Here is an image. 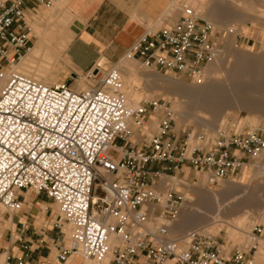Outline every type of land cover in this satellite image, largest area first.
I'll list each match as a JSON object with an SVG mask.
<instances>
[{"label":"built area","instance_id":"1","mask_svg":"<svg viewBox=\"0 0 264 264\" xmlns=\"http://www.w3.org/2000/svg\"><path fill=\"white\" fill-rule=\"evenodd\" d=\"M54 2L0 0V219L22 213L24 192L46 194L58 213L34 227L35 244L49 251L54 244L60 264H71L72 256L96 264H259L264 215L243 242L205 229L174 235L171 227L194 184L235 179L264 156V125L181 135L172 102L152 97L134 104L114 66L82 90L20 70L34 44L31 14ZM231 36L241 48L237 26L219 28L184 4L175 22L144 32L123 58L200 81ZM95 70L86 77H99ZM30 229L28 220L17 229L27 253ZM0 264L28 262L6 252Z\"/></svg>","mask_w":264,"mask_h":264},{"label":"rangeland","instance_id":"2","mask_svg":"<svg viewBox=\"0 0 264 264\" xmlns=\"http://www.w3.org/2000/svg\"><path fill=\"white\" fill-rule=\"evenodd\" d=\"M216 1L217 2L215 4V6H216V8H219V6H220V8L217 10L220 12V14L222 13L221 16L224 18L225 24L227 26H229V25L237 26V28L239 29V32L242 34V38L240 39L241 48H233V46L231 45L232 44L231 42L234 40V36H231L229 38V41H228L229 42L228 43L229 45L227 46L228 50H226L225 55L222 58H220L219 61H221V62L223 61L225 63V62H228V60H230L231 62L236 60L235 62H233V66L236 68L243 65V68H242L243 69L242 70L243 75H242L241 71H240L241 75L239 74V77L240 76H242V77L239 78L238 75H236L238 73H235V74L233 73V78H234L233 80L234 81L232 80L234 84H236V85L239 84V85H237L238 87H241V86L244 87V89H242L241 91L245 90L242 92V94L244 92L245 93L242 95L240 92V96L242 98L251 99L253 101L254 100H258L259 102L263 101V103H264V99H262V97L264 98V95L258 99L254 97L255 94H257L256 96H259L258 92L264 94V13H263L264 7L262 8L261 6H258V5L256 6V4L251 5V3L250 4L249 3L246 4L244 2L242 3V1L240 3V1L238 2L237 0H233V1L232 0H222V1L216 0ZM67 2H68V0H55L52 8H46L44 6H41L38 8L36 13L31 14V16L33 17V21L35 19V21H34V32H33V35H34L33 42L37 39L36 33L39 34L44 28H51V27L55 26L54 23H49V19L55 20L56 14L60 15L61 13H65L67 10H69V8L67 7ZM180 2L183 4V0H170L169 5L167 7V10L164 12L163 15L169 16L171 14H176L179 16L181 14V11L179 10L180 6L177 8L176 5L181 4ZM198 3L201 4L202 7L204 6L203 8H205V12H207L209 9L212 8V7H210L211 5L214 6L215 0H200V1L198 0ZM209 3H210V6H208ZM206 4H208V5H206ZM173 10H175V11H173ZM203 11H204V9H203ZM260 12H262V13H260ZM203 18L207 19L206 17H203ZM70 21H73V16L70 17ZM39 24H40V26H39ZM215 25H217V24H215ZM218 27L221 28L219 25H218ZM35 30H36V33H35ZM230 48H231V50L229 51ZM232 51L234 53H236V52L238 53V51H242L243 53H246L248 55V62H250V64L244 65V64H241L242 62H240V60L234 59L232 56V53H231ZM229 56L231 58H233L234 60L231 59ZM123 59L124 58H122L119 62H117L114 65V67L119 65V69H121L120 64H122L123 62L127 65L126 66L124 63L122 64L123 67H127L129 69V71H128L129 74L125 75L127 73L122 72L123 74H121V75H123L122 76L123 80L126 79V80H124V82H125L124 84L126 86L127 92H129L128 94L130 95L131 99H133V100L136 99L137 101L139 100L138 101V103H139L143 99H148V98H152V97H162L163 99L170 100L172 102L173 108L175 110L179 109L180 113H183V114H187L191 110V106L189 107L188 106L189 104H187V102H184V101H186V99L185 98L178 99L177 101H175V102H178V103H176L177 105H175L174 99L170 98L171 96H169L166 93L165 89H167L169 87H173L174 84L176 85L181 81L185 82L187 84H190L193 82H202V81L205 82L206 77L208 75L207 73L209 72V65L214 64V62H215V61H212L207 66V69L205 70V73L203 75L202 80L198 81V79L194 80L191 78H186L185 80L184 79L179 80V78L174 77L175 82L173 81L172 83H174V84L172 85L171 82H167V81H168V79H170V77H173V76L166 75L164 73L155 72L153 70L144 68L138 61H135V60L129 61L128 59H125V60H123ZM122 60H123V62H122ZM59 62H61V63L58 64ZM127 62H132V63H127ZM128 64H131V65L129 66ZM234 64H236V65H234ZM57 66H60V69H59V71L55 72V73H57L56 74V80L58 82L68 80L69 84L74 88H78L80 81H83L88 87L92 86V85H96L99 83L100 78L105 73L103 71L99 77L88 79L86 77L85 73L78 71L74 66L69 64L65 60L64 56H60L58 58ZM47 67H48V64H44V63H43V66L41 65L40 67L35 66V65L31 66V64H29L27 61L23 60L18 65L17 68H19L20 70H22L24 72L32 74L33 76L41 78L42 80L45 81L46 77L48 75ZM39 68H40V70H39ZM152 74H159V75H161L162 78L164 77L163 81L166 84L164 82L162 83V80L159 82L156 80L154 82H152L153 81L152 80L153 78L151 77ZM131 75H133V76H131ZM243 76L247 77V78H244V80H242ZM132 78L135 79L136 81H134ZM128 80H130V81H128ZM130 83H131V85H130ZM152 83H154V86L151 85ZM127 84H129V85H127ZM155 84H156V87H155ZM244 85H246V86H244ZM245 87H246V89H245ZM156 88H159V89H156ZM81 89H85V88L82 87ZM132 92H134V93H132ZM246 93L247 94L248 93L253 94L254 96L253 95L248 96ZM136 96H137V98H136ZM138 96H140V98ZM167 97H169V98H167ZM183 99H184V101H183ZM179 101H180V103H179ZM134 104H137V103H134ZM179 104L183 105V107ZM178 105L181 107H179ZM238 109L239 108H237L235 110H230L231 113L229 112L230 114H228L227 117L225 119H223L224 121L222 120L219 123V126L217 128H214V129L213 128L211 129V128H208L205 126H196L193 122L184 123L183 121H181V118H179V115L177 113L178 111H176V113H177L176 114L177 115L176 116V129L178 132H181V135H186L187 132L195 131L198 133L205 132L212 137L216 131H218L219 129H222L224 127L228 128V127L235 126L237 129H239V128L247 129V128H249L253 125H256V124L264 125V115H259L257 113H250L246 108H241L239 110ZM182 110H183V112H181ZM263 158L264 157L260 158V160L262 162H263ZM254 162H252L253 165L255 164ZM252 170L254 171V167L252 168V164H250L240 175L236 176L235 179L227 178L226 180L221 181L220 185L214 186L212 184L206 185L205 178H204V180H201L198 185L201 187H204L207 191L213 190V191L220 193L219 198L224 199L225 197L227 198V197L232 195V192L227 190L226 187H228L229 184L234 183V182H235L234 184L237 183V184L247 185V183L250 182L249 179H251V176L253 173ZM228 191H229V194L231 193V195L227 194ZM24 195L27 197H30L32 199H35L34 205H33L35 208V211H36L35 213H39V215L42 217L43 221H45V219H48L49 216L54 217L58 213L57 205L54 203V201L52 199L48 198L46 196V194L36 195L34 192L29 190L27 192H24ZM187 196H188V200L186 201V204L188 203V204H194L195 205V204L199 203L197 198H195V196L193 194H191V192L188 193ZM184 205H183V207H184ZM46 206H47L46 212H48V213L45 215V213L44 214L41 213L40 208L43 207V209L45 210ZM183 207L181 208V210H183ZM195 207L197 210H201L204 212L208 211V208H206L205 206H203L201 204L195 205ZM181 210H180L179 214H181ZM262 215H264V211L261 212V217H262ZM179 217H180V215L178 216L177 220L179 219ZM249 224H250V222H249ZM6 227H8V224H6ZM6 227L2 226V228H1L2 232L5 230ZM240 227H242V228H240ZM240 227L235 228L236 230L234 228L230 230L229 226L226 227L224 225V227H222V228L218 226L215 229L207 228V227H206V229L210 232H213L214 234L221 236L222 238H224L227 241L230 239V241H233V242H242V241L246 240L247 234H248V232L251 231L250 229H252V228H249L247 225H245V227H244V225H241ZM248 228H249V230H248ZM193 230L194 229L188 230L186 234H188L190 231H193ZM233 232H235L234 235H233ZM236 234H237V236H236ZM68 236H69V233H68ZM55 252L56 251L54 249V254H55ZM72 257L75 258V261L77 260V262H79V264H96V263H93L92 261L83 260L80 256H72ZM165 264H172V262L167 261Z\"/></svg>","mask_w":264,"mask_h":264},{"label":"bare ground","instance_id":"3","mask_svg":"<svg viewBox=\"0 0 264 264\" xmlns=\"http://www.w3.org/2000/svg\"><path fill=\"white\" fill-rule=\"evenodd\" d=\"M237 1L238 2L240 1V3L242 1V3L244 2L246 4L251 3V5L256 4V6L258 5V6H261L262 8L264 7V0H237ZM216 2L217 1L215 0L214 6H212V5L210 6V3H209V5L206 4L210 7H212L209 10L207 9L208 10L207 12H205V8H203L204 6L202 7L201 4L198 3V0H183V4L180 2L181 4L176 5V7L178 8L180 6L179 10L181 11L182 5H184L185 3L191 4V5L195 6L201 12V16L206 17L208 20L212 21L214 24H217V26L219 25L221 28H224V26L226 25L225 20L221 16L222 13L220 14V12L217 10L220 8V6H219V8H216V6H215ZM203 9H204V11H203ZM173 11H175V10H173ZM260 13H262V12H260ZM263 13H264V11H263ZM34 21H35V19H34ZM34 21L32 22L33 30H34ZM62 25H64V24H62ZM62 25H58V26H60V28H61ZM67 25L68 24L66 23V28L64 26L65 31L63 29V31L65 33H66V29L68 27ZM60 28H57V29L59 30ZM69 28H71V26H69ZM60 31H62V30H60ZM53 32H55V33L52 34L49 31L43 29L39 33L40 38L37 41L35 47L33 48L34 44L31 46V49L23 57L21 62L24 60V58L31 51H32V55L35 58H38L40 60L45 55L48 56V54H46V52L47 51L49 52V50L51 48H53L52 46L54 44L64 43V42L60 43L59 39L55 36V34H57V32L56 31H53ZM68 32H70V31H68ZM65 33H64V35H65ZM60 35H61V33H60ZM59 38L63 39V41L65 40L64 38H66L65 41H67V39H68V37L62 38V36L61 37L59 36ZM60 47L58 49H60ZM55 49H56V47H55ZM226 50H228V47ZM230 50H231V48L229 49V51ZM51 53H54V52H51ZM231 53H232V56L234 59H238V60H240V62H242L241 64H244V65L250 64V62H248V55L246 53H243L242 51H238V53L237 52L234 53L232 51ZM222 57H220V58H222ZM44 58H43V60L45 61L46 59H44ZM220 58L213 59L208 63V65H209L212 61H215L214 64L209 65V72L207 73L208 75L206 77L205 82L202 81V82H193V83L187 84V83L181 81L175 85L174 83H172L175 79L174 78L175 76L171 75V74H166V75L173 76V77H170V79H168L167 82H171L172 85L174 84V86L173 87L168 86L169 88L165 89V91L169 96H171L170 98L174 99L175 105H177L176 103H178L175 101H177L180 98H185L186 101H184V99H183V101L187 102V104H189L188 105L189 107L191 106V110L187 114L180 113L179 109L175 110V111H178L177 113L179 115V118H181V121H183L184 123L193 122L196 126H205V127L214 129V128H217L219 126V123L223 119H225L228 114L231 113L230 110H235L237 108H239V109L246 108L250 113H257L259 115H264V103H263V101L259 102L258 100L253 101L251 99L242 98L240 96V92L242 94V92L245 91V90L241 91L242 89H244V87H242V86L238 87L237 85H239V84L236 85L233 83V81H234L233 80L234 79L233 73L234 74L238 73L236 75H238V77H239V74L243 70L242 69L243 65L236 68L233 66V62H235L236 60L233 62L228 60V62L224 63L223 61L222 62L219 61ZM233 58H231V59H233ZM124 60H125V58H124ZM129 61H131V60H129ZM39 62L41 63V60ZM49 63H50V65H52L51 61ZM60 63L61 62H59L58 64H60ZM127 63H132V62H127ZM122 64H120L121 69H119V66L117 69L121 71V74L126 72L127 74H125V75H128L129 69L127 67H123ZM50 65H49V67H50ZM128 65L130 66L131 64H128ZM234 65H236V64H234ZM50 69H51V67H50ZM206 69H207V67H206ZM39 70H40V68H39ZM242 75H243V72H242ZM131 76H133V75H131ZM151 77L153 78V79L151 78L153 80L152 82H154L155 80L158 82L162 80V83L164 82L163 81L164 77L162 78L161 75H159V74H152ZM240 77H242V76H240ZM244 78H247V77L243 76L242 80H244ZM124 80H126V79H124ZM133 80L136 81L135 79H133ZM128 81H130V80H128ZM80 83H84V82L80 81ZM127 85H129V84H127ZM130 85H131V83H130ZM151 85L154 86V83H152ZM244 86H246V85H244ZM82 87H84V86L81 85L77 89L80 90ZM155 87H156V84H155ZM87 88H88V86H87ZM125 88H126V86H125ZM156 89H159V88H156ZM245 89H246V87H245ZM132 93H134V92H132ZM258 93H259V96H256L257 94H255V96L253 94H250V93H248V94L246 93V94L248 96L253 95L257 99L264 95L260 92H258ZM138 97L140 98V96H138ZM136 98H137V96H136ZM167 98H169V97H167ZM262 99H264V98L262 97ZM138 101L136 99H134V100L132 99L133 103H138ZM179 103H180V101H179ZM181 104H179V105H181ZM181 106L183 107V105H181ZM181 106H179V107H181ZM181 112H183V110ZM150 126H151V128H155V122H151ZM253 126H255V125H253ZM253 126H251V127H253ZM254 163H255L254 165H253V163H251L252 168L254 167V171L252 170L253 173H252L251 179H249L250 182L247 183V185L237 184V183L234 184L235 182L229 184L228 187H226V188H227V190L232 192V195H231V193L229 194V191H228L227 194H229L231 196L228 195L229 197H227V198L225 197L226 199L225 198L224 199L219 198L220 193H218L216 191H213V190L207 191L204 187H201L198 184H194L191 187V194H193L199 202L198 204H195V205L201 204V205L205 206L206 208H208V211L204 212L201 210H197L194 204H188V203L186 204L185 203L183 210H181V214H179L180 215L179 219L176 220L175 223L173 224V226L171 227V232L174 235L186 236L187 231L190 229H194V230L203 229V228L206 229V227L215 229L218 226L222 228L225 225L226 227L229 226V228L231 230L233 228L234 229L239 228L241 225H244V227H245V225H247L249 228H252L254 226V224L258 221V219H260L261 212L264 211V158H263V162L260 159H257ZM249 222H250V224H249ZM240 228H242V227H240ZM249 228H248V230H249ZM235 232H233V235ZM67 236H68V232H67ZM236 236H237V234H236ZM74 262H75V260H74ZM105 263H107V261ZM74 264H79V262H77V260H76V262Z\"/></svg>","mask_w":264,"mask_h":264},{"label":"crops","instance_id":"4","mask_svg":"<svg viewBox=\"0 0 264 264\" xmlns=\"http://www.w3.org/2000/svg\"><path fill=\"white\" fill-rule=\"evenodd\" d=\"M169 2L170 0H68L67 7L70 11L67 10L60 15L56 14L55 20L49 19V23H54L55 27L44 28L52 34L55 33L53 31H56L55 36L60 43H64L54 44L53 48L46 52L48 56L45 55V58L40 59L41 63L38 58L32 55V51L24 60L39 67L43 66V63L48 64V75L45 82L49 84L59 83L56 80L57 73L55 72L60 69V66H57V60L60 56H64L69 64L83 73L95 69H99L100 72L107 71L123 58L129 47L144 32L149 29L156 31L163 25L172 24L178 19L176 14L163 15ZM71 16H73V21L69 20ZM65 22L68 24L66 33L64 32ZM58 25H62V27L60 28ZM59 36H62V38L68 37V39L65 41L66 38H64L63 41ZM36 37L33 48L40 38L39 34L36 33ZM58 46H61L60 49H58ZM43 58L46 60L44 61ZM50 61L52 65H50ZM118 66H116V69ZM81 85L87 89L85 83H80L78 88ZM22 199L24 210L20 215L11 218L12 221H8L7 217L0 219L1 228L2 226L6 227V224H8L0 238V261L7 252L14 258L25 255L28 264H60L54 257V244H48L52 251H49L45 246L39 247L38 244H35L38 237L34 234L33 229L36 226H41L45 221L42 220L39 213H35L33 206L35 199L25 196L24 193ZM40 209L42 214L45 213L46 215L48 213L46 212L47 206L45 210L43 207ZM24 220H28L31 226L28 231V235L31 236L33 241V244H30L32 249L30 253L23 250L21 248L22 244L17 240V229ZM49 236L56 237L57 230L50 228ZM66 245H70V242H66ZM74 260L75 258H70L71 264L76 262ZM258 263L264 264L263 255L258 256Z\"/></svg>","mask_w":264,"mask_h":264},{"label":"water","instance_id":"5","mask_svg":"<svg viewBox=\"0 0 264 264\" xmlns=\"http://www.w3.org/2000/svg\"><path fill=\"white\" fill-rule=\"evenodd\" d=\"M94 72H95V73H97V72H98V70L96 69Z\"/></svg>","mask_w":264,"mask_h":264}]
</instances>
